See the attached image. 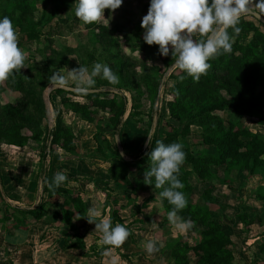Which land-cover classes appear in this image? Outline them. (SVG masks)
<instances>
[{
	"label": "trees",
	"instance_id": "1",
	"mask_svg": "<svg viewBox=\"0 0 264 264\" xmlns=\"http://www.w3.org/2000/svg\"><path fill=\"white\" fill-rule=\"evenodd\" d=\"M39 3H42L43 7L40 16H37ZM74 3L75 0H0V18L8 16L12 19L19 32V47L24 48L34 42L40 43L41 40L47 43V48L39 50L43 56L42 64H38L37 60L28 62L21 72L0 82V93L6 90L18 93L16 102H0V148L2 145L25 147L31 141L41 144L43 191L49 193L47 199L41 200L36 206L29 207L30 204L24 207L7 201L0 189V222L15 221L17 228L27 229L24 226L32 219H45L50 222L60 220L65 224L62 235L65 240L62 241V247H86L75 220L87 219L83 216L87 214L90 204L68 185L70 181H78L79 178L67 176V181L59 188L48 187V182L54 177V170L60 168L59 163L52 161V154L56 149L64 150L69 157H76L80 153L79 135L72 125L65 123L63 116L64 113L72 112L82 121L95 124L97 132H100L94 135L97 144L95 149L90 151V155L109 163L107 168L99 164L98 171L106 172L107 178H101L104 183L102 192L105 193V206L110 209L109 219L113 225L125 224L130 229V235H133L129 223L126 224L125 218L119 214L124 205L117 206L119 201L112 196L115 190L124 193L126 205L133 203L137 207L133 215L142 212V207H146L150 201L159 202L167 214L171 211L172 205L159 197V190H155L154 185L143 182L144 171L148 167L146 153L152 150L156 140H162L166 144L180 142L186 152V160L180 169L179 179L184 184L180 191L185 193L188 205L178 215L193 221L194 227L191 230L197 235L193 243L181 237L165 240V245L159 252L167 256L169 264H235V241L225 230L221 218L214 217V209L210 204L214 200L215 189L224 184L233 187L230 182L237 174L247 173L264 179V132L253 130L245 123V118L251 117L264 127V31L259 26L264 24L252 15L241 17L238 25L241 28L240 33L235 35L232 29L228 30L233 36L232 52L210 59L211 67L207 75L201 76L199 82H195L186 72L176 67V73L172 72L170 75L174 82L167 91L171 98L165 102L167 119L163 131L158 129L152 139L153 144H150L148 149H144V145L140 146L130 155L132 159L127 160L118 150L115 135H120L123 149L129 155V146L125 139L127 125H135L137 129L144 131V126H139L143 124L141 116L144 115V101L150 102L152 111L164 71L161 72L160 65L148 67L144 62L141 64L121 52L119 41L115 37L117 26L110 27L101 22L86 24V28L91 31V39L98 43L94 50H102L100 57L92 52L91 58H106V62L119 77V82L115 85L99 77L93 88L103 85L129 90L132 94V106L128 118L124 121L129 102L124 92L102 90L82 93L56 89L51 94H71L84 97L86 101L63 96V111L55 113L54 126L49 128L43 125L48 119V109L43 97V92L49 85L48 77L56 67L70 64V55L75 50L65 45L57 48L54 44V34L60 33L61 25L71 26L70 21L75 24L80 22L74 10H71ZM45 24L53 26V30L49 28L44 31ZM135 26L143 29L141 23ZM140 41L136 46L143 52L148 55H160L158 45L150 46L143 39ZM172 62L171 54L165 56V67ZM139 65L143 69L142 73L138 71ZM52 99L51 97L54 106ZM99 111L108 113L106 127L111 130L114 141L101 133L100 123L95 117ZM151 114L148 116L152 119ZM151 126L150 123L146 127V135ZM194 129H198L199 134L195 148L188 143V137L193 134ZM47 156L52 157L48 168L44 166ZM193 177L205 184L198 198L194 197L198 191ZM99 179L96 176H88L86 181L98 186ZM0 180L3 190H6L1 166ZM142 192H148L149 196L142 206L138 207L136 197ZM256 193L259 199L264 200L263 186H259ZM14 195L20 197L18 194ZM55 198L57 199L54 200ZM53 207L55 209L51 213L50 208ZM54 212L57 216H54ZM58 215H61V218ZM236 216L248 228L253 223L247 213L238 211ZM71 230L74 234L70 233ZM100 252L101 248L95 253L100 256ZM255 256L257 260H261V264L264 263V244L259 246Z\"/></svg>",
	"mask_w": 264,
	"mask_h": 264
},
{
	"label": "rangeland",
	"instance_id": "2",
	"mask_svg": "<svg viewBox=\"0 0 264 264\" xmlns=\"http://www.w3.org/2000/svg\"><path fill=\"white\" fill-rule=\"evenodd\" d=\"M38 6L37 16H40L43 4L39 3ZM149 7L150 0H124L122 6L114 13L106 9L105 17H102L99 22L110 27L117 26L115 37L119 41V49L121 52H124L141 64L144 62L148 67L155 65L162 66L161 72H164L160 79L161 84L164 74L172 66L174 61L169 66L165 67V56L155 53L148 55L143 52L139 46H136L138 42H141L140 39H143L144 29H138L135 25L142 22V18L147 14ZM249 15L250 14L242 17H249ZM63 16H65L64 13ZM69 24H71V26L68 24L61 25L59 29L60 33L54 34V44L57 48H62L64 45L73 47L75 50L70 55L72 61L70 64L58 66L54 70L60 69L67 80V84L77 87V81L73 79V73L69 70L84 65L90 72L95 62H101L110 67L111 65L106 62V58H98L102 50H94V47L98 46V43H95V41L91 39V31L86 28V24L82 21L76 24L70 21ZM259 26L261 30L264 31V25ZM49 28L53 30V26L50 27V25L48 26L47 24L43 27L44 31ZM45 48H47V43L44 40H41L40 43L34 42L22 48L27 55L25 65L27 66L28 62H32L33 60H37L38 64H42L43 56L39 50ZM92 52H95L98 57L92 59ZM103 52L105 51L103 50ZM175 69L171 70L170 73L166 75L161 88L159 84L158 96L154 103V107L151 108L152 111H150V102L147 100L144 101V115L141 116L143 118V124H139L140 127L144 126V131L137 129L135 125H127L125 139L127 146H129V155L125 154L128 157H131L130 155L132 153L146 143L148 138L146 135V127L150 123L152 126L149 133H151L152 139L158 129L163 131L162 128L167 119L165 118L164 111L165 102L171 98V96L167 94V91L174 82L170 75L172 72H175ZM138 71L139 73L143 72L141 65L138 66ZM97 78L99 77L95 78L96 82ZM47 87L43 92V97L45 102L47 100L51 102L52 97L54 106L51 103L52 116L49 117L48 115V119L43 122L45 127L49 126V128H52L54 126L55 113L59 110L63 111V105L61 103V98L63 96H69L81 102L86 101V99L81 96L57 93L50 94L48 99ZM98 88H104L103 91L113 90L114 92H124L129 99L128 110L124 116L125 121L126 118H128L132 106L131 92L125 88L119 90L114 87L111 88L103 85ZM17 97V92L6 90L0 93V102L2 104L16 102ZM149 113H152V119L148 116ZM63 116L65 123L72 125L75 132L79 135L78 143L80 144V153H78L76 157H68L69 155L67 156L64 150H59V148H57L54 155L52 154V157H54L52 161L55 160L56 163L60 164V168L57 170L64 172L66 176L73 177L79 175L78 178L82 182L72 180L68 183L69 187L75 189L76 193H80L83 198L89 202V207L94 206L96 210L100 212L101 218H109L110 209L105 206L106 196L105 193L102 192L104 183L101 181V178H107V176L106 172L98 171L99 164H102L101 167L107 168L109 163L102 162V160L95 159L90 155V151L94 150L97 144L94 139L97 128L95 124L82 121L72 112L64 113ZM95 117L100 123L101 133L114 141L111 130L106 127V123L109 120L108 113L99 111V113L95 114ZM254 120L255 119L251 117H246L245 123L253 130L264 132V127H261ZM124 121L123 123H125ZM197 130L198 129H194L193 134L188 137L189 145L194 148L196 142L199 140ZM99 133L100 132H97V135ZM99 139H101V134L99 135ZM149 147L150 144H148L147 149ZM41 151V144L32 141L25 147H16L12 145L1 146L0 166L2 168L6 189L3 191L6 196L5 199L13 205L17 204L26 207L30 204H34L33 206H36L43 200V196L46 193L48 197L49 193L43 191V175H41L42 166L40 163ZM56 155L61 157L59 158ZM63 157L64 159H62ZM66 158L73 159L74 161H68ZM49 160L50 156H47L44 162V166L47 168L51 165V161ZM78 169L80 171L77 172ZM57 170H54V175ZM88 176L99 177L100 185L97 186L93 182L86 181ZM192 180L198 191L195 193L194 197L198 198L199 193L205 188V184L195 177H193ZM230 183L233 187H228L227 184H224L219 185L215 189L214 200L210 206L214 209V217L221 218L225 230L231 234L235 241L233 246L236 256L235 264H248L249 260L251 261L255 258V252L258 251L259 245L264 244V200L259 199L256 193L259 186L264 187V179L261 176L253 177L244 173L235 175L234 180ZM14 194H18L20 197ZM112 196L118 199L119 202L117 206L124 205V208L119 211V214L125 218L126 224L129 223L132 231L131 233L133 234L132 236L129 235L127 238L128 244L124 243L119 247V250L116 248L111 249L112 255L117 259V264H167L166 255L160 254L159 251L151 256L146 253L143 245L150 239L156 240L158 246L162 245V247L165 245V240L178 237L190 243L194 242V238L197 234L191 229L183 233L179 230H174L168 222V214L160 206L159 202L150 201L146 207H142V212L133 215L137 207L134 206L133 203H131V205H126L127 199L123 192L115 190ZM148 196V192L138 194L136 197L137 206H142ZM54 209V207L52 209L50 208V212L52 213ZM9 210L11 211V209ZM238 211L247 213L249 220L253 221L249 228L237 219L236 214ZM53 214L57 216L56 212ZM58 217L61 218V215H58ZM75 218L79 219L77 217ZM75 221L86 242V247L84 249L62 248V241L65 240V237L62 236L65 224L60 220L50 222L45 219L38 221L32 219L29 222L27 221V225L24 226L27 227V229L17 228L18 226L16 227L14 225L15 221L0 222V249H2V247L9 248V251L4 254V259L0 260V263L20 264V260L25 259L22 264H111V257L96 255L100 249V237L102 233L95 232V224L88 223L87 219ZM29 231L31 234L28 233ZM13 232L15 234H12ZM70 233L74 234V231L71 230ZM30 252L34 254V259L32 260H29ZM244 252H246V254H244ZM127 255L128 257H126ZM244 256L248 263L244 261ZM259 260L260 259L256 262L257 264H261Z\"/></svg>",
	"mask_w": 264,
	"mask_h": 264
},
{
	"label": "clouds",
	"instance_id": "3",
	"mask_svg": "<svg viewBox=\"0 0 264 264\" xmlns=\"http://www.w3.org/2000/svg\"><path fill=\"white\" fill-rule=\"evenodd\" d=\"M123 2L124 0H75L71 10H74L75 16L84 24H92L105 17L106 9L114 13ZM248 14L258 18L264 16V0H150L148 12L141 22L144 29L143 40L150 46L158 45V54L166 57L171 54L174 61L172 66L199 82L211 67L210 59L232 52L233 36L228 30L232 29L238 35L241 31L238 26L241 17ZM26 59V53L19 47V33L12 19L3 16L0 18V82L21 72L26 67ZM69 71L73 73L77 89L82 93L92 90L96 77L112 85L119 82V77L111 67L101 62H95L90 72L84 65ZM48 81L52 87L67 84L60 69L53 70ZM147 136L148 143L153 144L151 135ZM146 156L148 167L144 171L143 182L154 185L155 190H159V197L172 205L167 215L169 224L182 233L193 228L194 223L190 218L185 220L178 215L188 205L185 193L180 191L184 184L179 179L180 169L186 160L183 144H166L162 140H156ZM66 181V174L57 172L48 182V187L59 188ZM83 217L87 218L88 223L95 224V232L102 233L100 255L111 257V264H117L111 249L123 245L130 235V229L125 224L113 225L109 218H101L94 206ZM143 247L151 256L162 245L158 246L156 240L150 239Z\"/></svg>",
	"mask_w": 264,
	"mask_h": 264
},
{
	"label": "water",
	"instance_id": "4",
	"mask_svg": "<svg viewBox=\"0 0 264 264\" xmlns=\"http://www.w3.org/2000/svg\"><path fill=\"white\" fill-rule=\"evenodd\" d=\"M250 15H251V14H250ZM252 16H254L255 18H257L259 21H261V22L264 24V16H262L261 18H258V17H256L255 15H252ZM173 64H174V63H173ZM173 64H172V65H173ZM175 68H176V67L171 66V67L166 71V73L164 74V76H163V78H162V82H161V84H160V88H161V86H162L163 81L165 80L166 75L169 74L170 71L173 70V69H175ZM56 89H63V90H66V91L79 92L78 89H77V87H75V86H71V85H68V84H66V85H57V86H55V87H52V86L49 85V86L47 87V89H46V90H47L48 99H49V97H50L51 92L54 91V90H56ZM102 90H104V88H92V90L89 91V92H99V91H102ZM46 105H47V109H48V115H49V117H51L52 114H51V102H50V100H47V101H46ZM149 134L151 135V133H149ZM115 139H116V144H117V147H118V150H119L120 154H123L122 156H123L125 159H127V160H131L132 158H131V157H128V156L125 154V151H124L123 146H122V141H121L120 135H119V134H116V135H115ZM148 140H149V137L147 138V141H146V143H145L144 146H143L144 149H147V146H148V144H149V143H148ZM48 150H50V146H49ZM0 189H1V191L3 192V194H4V191H3V185H2V183H1V180H0ZM4 197L6 198L5 194H4Z\"/></svg>",
	"mask_w": 264,
	"mask_h": 264
},
{
	"label": "crops",
	"instance_id": "5",
	"mask_svg": "<svg viewBox=\"0 0 264 264\" xmlns=\"http://www.w3.org/2000/svg\"><path fill=\"white\" fill-rule=\"evenodd\" d=\"M59 150H60V148H59ZM61 150H62V149H61ZM53 155H54V154H53ZM66 155L68 156L69 154L66 153ZM56 156H57V155H56ZM61 156H62V154H61ZM61 156H57V157L60 158ZM64 157H65V156H64ZM64 157H63L62 159H64ZM68 157H69V156H68ZM51 159H52V157H50V160H49V161H51ZM53 159H54V157H53ZM66 160L71 161V162L74 161L73 159H67V158H66ZM78 160H79V159H78ZM79 161H81V160H79ZM49 163H50V162H49ZM49 166H50V165H49ZM78 171H80V170L78 169L77 172H78ZM77 172H76V173H77ZM78 176H79V175H75V176H73V177L78 178ZM83 180H84V179H83ZM78 181H79V182H82L81 180H78ZM78 181H77V182H78ZM85 183H86V182H85ZM40 197H41V196H40ZM40 197H39V198H40ZM46 197H47V193L43 196V200H45ZM33 205H34V204H31L32 207H34ZM20 206H21V205H20ZM31 206H29V207H31ZM26 207H28V206H26ZM40 220H42V219H40ZM37 221H38V220H37ZM25 233H26V230H25ZM28 233L31 234L30 231H29ZM9 234H11V233H9ZM12 234H15V233L13 232ZM124 243H127V244H128L129 242L126 240V242H124ZM124 243H123V244H124ZM259 246H260V245H259ZM62 248H63V247H62ZM258 248H259V247H258ZM63 249H64V248H63ZM7 251H9V248L2 247V249H0V260H1V259H4V254H6ZM244 251H245V250H244ZM250 252H251V251H250ZM159 253H160V252H159ZM256 253H257V251L255 252V255H256ZM160 254H162V253H160ZM244 254H246V252H244ZM162 255H165V254H162ZM247 255H248V254H247ZM244 257H245V256H244ZM248 257H249V256H248ZM254 257H255V258H254L253 260H251V261L249 260V263L246 261V257H245V260H244V261L247 262L248 264H257V263H256V262L258 261V260H257V257H256V256H254ZM166 258H167V256H166ZM249 258H250V257H249ZM249 258H248V259H249ZM262 258H264V257L262 256ZM32 259H34V254H33L32 252H30V253H29V260H32ZM20 261H21L20 264H22V263L25 261V259H24V260L21 259ZM260 262H261V260L259 261V263H260ZM0 264H3V263H0ZM10 264H13V263H10ZM16 264H17V263H16ZM167 264H169L168 259H167Z\"/></svg>",
	"mask_w": 264,
	"mask_h": 264
}]
</instances>
